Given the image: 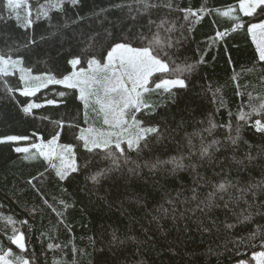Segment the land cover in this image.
Returning <instances> with one entry per match:
<instances>
[{
  "label": "trees",
  "instance_id": "16d2710c",
  "mask_svg": "<svg viewBox=\"0 0 264 264\" xmlns=\"http://www.w3.org/2000/svg\"><path fill=\"white\" fill-rule=\"evenodd\" d=\"M48 2L27 0L17 10L18 20L7 8V0H0V54L21 59L36 75L47 73L57 79L73 71L71 59L80 58L78 67H87L85 55L100 59L101 45L107 47L111 39L129 35V5L132 15L138 7L135 0H78L76 5L64 0L62 8L49 11L51 19L37 20V10ZM153 2L161 6L151 10L152 19L175 25L170 33L174 46L169 49L175 65L170 62L169 73L153 79L177 78L175 66L193 68L179 76L186 88L173 89L175 95L158 92L149 100L156 105L155 111L147 117L145 111L150 110L137 114L145 126L160 129L158 136L150 134L147 146L141 142L139 150L124 146L127 163L112 147L120 157L119 167L106 156V150L88 151L78 139L86 118L76 89L54 84L25 97L17 90L23 88L18 75L0 74V139L25 135L31 138L21 143L26 145L49 142L59 133V144L73 146L78 168L62 180L43 156L25 159L30 154L17 153L18 144L0 143L3 250L11 249L30 264H254L253 254L264 251V191L255 196L248 193L238 203L229 202L228 208L221 201L220 207L207 214L187 211L196 204L190 201L193 188L203 199L211 191L208 182L214 185L224 177L240 181L241 187L264 180V134L253 126L261 117L253 116L247 123L239 119L240 112L251 111L250 103L258 106L264 98V61L259 60L248 31L250 24L264 22V6L246 16L239 9L240 0ZM168 3L170 8L163 6ZM229 8L233 11L228 16L221 14ZM189 9L196 15H189ZM29 10L33 23L24 27ZM137 22L144 20L138 16ZM93 36L96 43L82 55ZM48 100L55 103L48 104ZM32 103L41 107L25 113L23 108ZM209 120L217 125L211 134L204 131ZM238 124L243 125V139L232 146L227 137L235 135ZM190 136L197 148L201 136L205 143L218 139L225 147L210 164L197 163L195 171L174 168L171 163L151 167L157 161L187 156ZM249 151L256 157L251 162L245 159ZM233 156L244 163H236ZM198 160L194 156L192 162ZM98 172L104 175L97 183L90 177ZM186 199L190 202L184 203ZM161 206L170 213L174 206L175 218L171 214L160 218ZM249 214L251 218L244 220ZM7 217L14 223L9 224ZM228 224L233 227H226ZM13 229L18 230L15 234H24L23 252L8 239L14 235ZM113 232L124 242H113Z\"/></svg>",
  "mask_w": 264,
  "mask_h": 264
},
{
  "label": "snow or ice",
  "instance_id": "6c2138e0",
  "mask_svg": "<svg viewBox=\"0 0 264 264\" xmlns=\"http://www.w3.org/2000/svg\"><path fill=\"white\" fill-rule=\"evenodd\" d=\"M72 5H76L78 0H69ZM138 7L136 8V15H132V7L129 5V19L132 24L128 27L129 35H121L115 39H111L107 43V47L101 45L102 55L100 59H97L95 55L92 58H88L85 55V62L87 67H81L78 71H72L68 75H63L61 79H57L51 74L33 75L30 68L19 67L23 61L21 59H13L11 55L5 56L0 54V74L4 76L10 75V70H14L19 67L20 80L23 81V88L17 89L21 91V94L25 97L34 96L41 88H46L49 84L64 85L68 89H78L79 98L84 103L85 118L88 117L87 110L92 109L97 116L102 117V127L96 128L94 126H88L87 128L80 129L78 139L83 142V147L88 151L94 149L106 150V156L112 158L114 166L119 167L120 157L112 151V147L119 150L121 156H124L125 148L122 145H126L127 149L139 150L141 142H145L147 146V138L150 134H160V129L154 125L145 126L143 120L137 119V114L141 110L145 111V116H150L154 111L156 105L152 104L146 99V94H150L156 90H162L169 95H175L172 89L186 88L185 80L179 78L184 72L192 71V65H185L183 67L175 66L173 72L177 75V78L168 79L163 76L153 77L155 74H167L169 73V63L171 57L169 49L174 45L170 33L175 30V25L169 26V21L161 19L159 22L152 19L151 10L161 5L154 3L153 0H135ZM64 0H49L46 6L42 5L37 10L36 19L41 17L51 19L49 11L51 9H60ZM21 6V0H7V8L10 13H15L18 20L21 19L19 12L17 11ZM164 7H171V4H165ZM264 6V0H240L239 9L247 16H251L256 12L257 8ZM116 7H123V5H116ZM233 11L229 8L228 11L221 13L224 16H228ZM188 14L195 16L196 13L188 10ZM140 16L144 22H137V17ZM31 17V11L23 18V26L29 27L32 25L33 20ZM187 19V17H185ZM239 19V17H236ZM242 25L237 24L236 27L240 28ZM248 31L251 33V38L256 46L258 52V58L260 61H264V22L252 23L249 26ZM108 37L112 36V33L107 34ZM217 36L222 37L223 33L217 32ZM35 43V41H32ZM96 43V38L89 37V43L84 53H87ZM73 68L81 64L80 58H73L69 61ZM158 81V82H157ZM154 85V87H150ZM8 91L13 89L8 88ZM58 95L64 96V92H59ZM48 104H54V100H48ZM39 104H28L23 108L25 113H30L33 108H39ZM251 108L250 112H240L239 119L247 123V121L253 116H260V119H255L254 127L256 131L264 134V123H261V119H264V98L261 99L259 105L249 104ZM60 125V122H57ZM106 126V127H104ZM217 125L209 120V127L204 131L211 134ZM231 128V125H229ZM243 125L238 124L235 128V135L231 133L228 135L227 140L232 146H238L239 142L243 139L241 135V128ZM199 135V133H197ZM59 133L54 135L52 139L47 143H33L30 147H16L17 153H25V159L35 158L36 155L45 157V159L52 161L53 157L59 159V167L52 164V167L57 168V175L60 179H66L72 172L78 170L75 152L73 146L70 144H58ZM28 136L25 135H8L0 139V143L7 141H27ZM245 143H247L245 141ZM189 153L187 156L181 155L179 157H173L170 161H157L156 164L151 165L155 168L158 164L174 165V168L184 169L191 167L195 171L197 163L208 162L209 164L215 159L216 152L220 148L225 147L218 139H213L209 143L204 142V137L201 136V143L199 147L192 142L191 136L188 139ZM35 149V152H32ZM198 156L197 162H192L193 157ZM189 160V164H185V160ZM245 159L249 162L256 159L251 154V151L245 153ZM233 160L236 163L243 164L244 160H236L233 156ZM124 162L127 163V157L124 156ZM131 171V169H130ZM103 172L90 177L91 180L99 182V178L103 176ZM211 191L207 192L203 199H200L197 194V189L193 188V195L190 197V201L196 202L195 207L187 209L193 214L200 211L207 214L214 208L220 207V202L223 201V207L228 208L229 202H239L244 199L248 193H252L253 196L258 191H264V180L256 184L249 183L246 187L240 186V181H233L227 177H224L222 181L217 184H211L208 182ZM225 197L228 199L226 200ZM188 199L184 203L190 202ZM169 204H173V201H168ZM251 207V205L249 206ZM160 218L167 215H172L175 218L176 208L173 206L171 213L168 209L161 206ZM59 215V213H58ZM183 216V213H181ZM251 218V214L244 216V220ZM7 222L13 224L14 221L11 217H7ZM153 219H157L153 217ZM22 223H27L23 221ZM202 224V222H201ZM228 228H232L233 225H226ZM208 229H205L207 231ZM18 230L13 229L14 235L8 239L15 244L22 252L25 248V237L22 232L15 234ZM113 242L123 243L115 232H113ZM129 239L135 240V237H129ZM53 245H49V248ZM11 257V259H10ZM252 261L255 264H264V251L255 252L252 256ZM0 264H29V261L23 256H16L11 249L3 250L0 246ZM241 264H245L241 261Z\"/></svg>",
  "mask_w": 264,
  "mask_h": 264
},
{
  "label": "rangeland",
  "instance_id": "374dc122",
  "mask_svg": "<svg viewBox=\"0 0 264 264\" xmlns=\"http://www.w3.org/2000/svg\"><path fill=\"white\" fill-rule=\"evenodd\" d=\"M27 0H21V4H23L24 2H26ZM247 16V15H246ZM15 60V59H14ZM79 65H77L76 66V68H73V71H78L80 68L78 67ZM19 67H25L24 65H23V63H22V65H20ZM19 67H17L16 69H14V70H10V75H18L19 77H20V75H21V73H20V70H19ZM26 68V67H25ZM33 75H36V74H34V73H32ZM157 74H160V73H157ZM157 74H155V75H157ZM40 75H42V74H40ZM168 79H173V78H168ZM22 83H23V81H22ZM64 86V85H63ZM48 87V86H47ZM150 87H152L151 86V84H150ZM153 87H154V85H153ZM176 88H179V87H176ZM42 89H44V88H42ZM175 89V88H174ZM41 90V89H40ZM78 92H79V90L78 89H76ZM173 90V89H172ZM162 90H156V91H154V92H152V93H150V94H146V99L149 101L153 96H155L158 92H161ZM163 92V91H162ZM83 102V101H82ZM87 112H88V117H87V119L85 120V122H86V125H85V127L84 128H87L88 126H94V127H96V128H100V127H102L103 125H102V117H99V116H97V114L95 113V112H93L92 111V109L91 108H89L88 110H87ZM137 119H138V117H137ZM139 120V119H138ZM262 123V122H261ZM104 127H106V126H104ZM31 140V138H29V140H27V141H10V142H14V143H16V144H18L16 147H30L31 146V144H26V145H24V144H21V143H27V142H29ZM41 142H43V143H45V144H47L48 142H44V141H39V142H37V143H41ZM57 143L59 144V140L57 141ZM124 146H126V145H122V147H124ZM74 149V148H73ZM45 158V157H44ZM49 161V160H48ZM50 162V161H49ZM51 164H55L57 167H59V159L57 158V157H53V159H52V161L50 162ZM245 262V264H249V262H246V261H244ZM30 264V263H29ZM237 264H241V262H239V263H237ZM254 264H255V262H254Z\"/></svg>",
  "mask_w": 264,
  "mask_h": 264
},
{
  "label": "crops",
  "instance_id": "0c3cea01",
  "mask_svg": "<svg viewBox=\"0 0 264 264\" xmlns=\"http://www.w3.org/2000/svg\"><path fill=\"white\" fill-rule=\"evenodd\" d=\"M259 8L256 9V11L258 10ZM243 13V12H242ZM244 14V13H243ZM245 15V14H244ZM251 34V33H250ZM255 44V43H254ZM49 85H52V84H49Z\"/></svg>",
  "mask_w": 264,
  "mask_h": 264
}]
</instances>
